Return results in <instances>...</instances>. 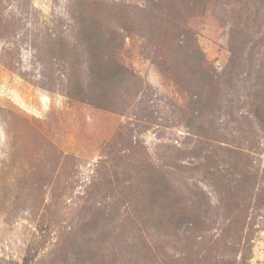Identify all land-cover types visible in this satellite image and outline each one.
I'll return each mask as SVG.
<instances>
[{
    "label": "rangeland",
    "instance_id": "1",
    "mask_svg": "<svg viewBox=\"0 0 264 264\" xmlns=\"http://www.w3.org/2000/svg\"><path fill=\"white\" fill-rule=\"evenodd\" d=\"M0 264H264V0H0Z\"/></svg>",
    "mask_w": 264,
    "mask_h": 264
}]
</instances>
